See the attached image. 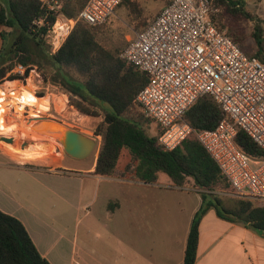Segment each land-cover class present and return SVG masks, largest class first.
I'll list each match as a JSON object with an SVG mask.
<instances>
[{
    "label": "trees",
    "instance_id": "16d2710c",
    "mask_svg": "<svg viewBox=\"0 0 264 264\" xmlns=\"http://www.w3.org/2000/svg\"><path fill=\"white\" fill-rule=\"evenodd\" d=\"M123 1L128 5L134 2ZM215 1L224 6L221 28L227 26V15L230 25L226 28L240 48L250 56L264 59V39L257 25L254 31L256 50L247 53L240 45L243 42V27L239 21L242 18L255 19L245 8L243 0ZM86 2L65 0L61 12L69 18H77ZM57 14L49 10L43 0L0 1V24L13 37L0 54V83L18 62L36 64L41 68L40 65L46 61L52 70L50 78L45 75L46 80L78 97L79 101H73V106L92 115L100 114L94 109L100 106L104 113L102 123L94 131L96 135L102 136L97 173L113 175L122 149L127 148L136 163V176L145 182H154L160 172L166 173L178 186L187 184L188 178H192L194 185L202 189V205L187 235L183 264L196 263L200 222L211 208L223 219L264 232V205H257L249 198L227 202L214 192L219 184L230 190V183L195 136H189L173 150H165L158 144L157 134L148 133L143 121L149 119L144 115L141 119L130 116L135 106L134 99L147 84L148 76L137 66L127 64L119 56V51L99 42L97 35L104 24L90 26L85 20L79 19L55 53L45 49L47 28L55 22ZM41 18H44V23L39 25L37 22ZM5 35L6 32H3ZM84 102L88 106L83 105ZM220 108L210 95L205 94L189 109L185 119L198 130L211 129L225 117ZM237 142L251 155L262 154L261 148L243 129L239 130ZM0 264H52L40 253L22 221L1 209Z\"/></svg>",
    "mask_w": 264,
    "mask_h": 264
},
{
    "label": "built area",
    "instance_id": "2783aa9c",
    "mask_svg": "<svg viewBox=\"0 0 264 264\" xmlns=\"http://www.w3.org/2000/svg\"><path fill=\"white\" fill-rule=\"evenodd\" d=\"M122 1L87 0L77 18L61 12L65 0L44 1L49 10L58 12L45 34L50 52L62 46L79 19L90 26L105 24ZM218 11L213 0H169L129 39L119 56L148 76L134 102L155 126L158 144L173 150L195 136L229 181L232 194L264 201V59L240 48L220 27ZM37 23L43 24L44 18ZM5 30L0 24V34ZM34 74L45 88L52 85L59 89L46 80L38 65L16 63L0 83L2 122L12 113L37 107L30 100L32 96L36 103L45 100L47 95H39L33 86L26 87ZM60 91L68 98L69 92L64 88ZM205 94L220 105L225 117L214 128L198 130L185 115ZM47 103H40L38 112L49 111V99ZM240 129L261 148V155H251L241 148L237 142ZM180 188L202 190L188 183Z\"/></svg>",
    "mask_w": 264,
    "mask_h": 264
},
{
    "label": "crops",
    "instance_id": "0c3cea01",
    "mask_svg": "<svg viewBox=\"0 0 264 264\" xmlns=\"http://www.w3.org/2000/svg\"><path fill=\"white\" fill-rule=\"evenodd\" d=\"M5 32L0 54L12 36ZM97 156L57 169L25 165L0 147V209L22 221L52 264H183L201 194L163 172L154 182L139 179L127 148L113 175L96 172ZM195 261L264 264V232L211 208L200 222Z\"/></svg>",
    "mask_w": 264,
    "mask_h": 264
},
{
    "label": "rangeland",
    "instance_id": "374dc122",
    "mask_svg": "<svg viewBox=\"0 0 264 264\" xmlns=\"http://www.w3.org/2000/svg\"><path fill=\"white\" fill-rule=\"evenodd\" d=\"M133 4H127L125 1H122L121 4L117 7L115 13L111 16L109 21L105 23L98 32V40L107 48L117 50L119 52L127 45L129 39L134 38L137 32L141 31L150 21H152L162 10V8L168 4L169 0H133ZM245 8L250 11L255 19H244L239 21V24L243 27V42L240 44L241 47L247 53H253L257 46L254 39L255 25L259 27V33L264 39V0H243ZM214 7H218V20L221 22L220 27L223 22L221 18V13L224 10V6H220L213 0ZM231 18V17H230ZM225 23L227 26L230 25V19L228 16H225ZM226 26V27H227ZM223 28L228 31L227 28ZM13 37L9 40L8 45L12 42ZM7 45V46H8ZM45 49L49 51L48 43L44 45ZM264 56V55H263ZM40 69L43 75H48L51 77V68L46 61H43V64L40 65ZM77 77L76 75H74ZM45 77V76H44ZM49 80V79H48ZM34 89H36L39 95H47L45 100H38V105L40 103L48 104V99L50 100V110L47 112L40 111V107L37 105L28 108V111H19V113L9 115L8 119H5L3 122L0 120V137L2 135L14 137V146L22 147L23 149H35L42 150L41 155H36V157H23L21 153H18L11 150L10 146L7 143H2L0 141V147L11 154V156L18 162L23 163L28 166H40V167H55L58 169V165L61 162L70 161L72 158L67 155L63 145L57 140L50 138L44 135L33 134L29 128L30 122L34 120L31 117L32 112H38L43 117H47L49 120H58L63 124L75 128L89 136H97L94 132L98 125L103 121V111L100 109V106L95 107L99 111V115L86 114L77 109L76 106H73V101H79V98L70 94L69 98L64 96L60 89L61 87L56 88L52 85L49 87H44L43 82H39L37 76L34 74L33 79L30 82ZM54 84V83H53ZM68 99V100H67ZM40 102V103H39ZM83 105L88 106L87 103ZM133 111L130 116L134 118L141 119L143 116L141 108L135 104L133 106ZM93 109V108H92ZM99 119H102L99 120ZM36 121V120H35ZM148 133L155 135V126L151 121H143ZM5 125V126H4ZM4 126V127H3ZM3 130V131H2ZM31 132V133H30ZM35 135L37 137L31 138ZM99 143L94 150V152L88 156L90 159L94 158L99 153V148L102 141V136L99 135ZM1 139V138H0ZM31 139H36L37 145L31 146L29 143L24 144L26 141H31ZM10 143V142H9ZM12 144V143H11ZM8 146V147H7ZM46 148L47 150L43 149ZM189 187H192L191 185ZM214 192L224 198L227 202H237L240 200L239 197L230 192L228 187L225 185H217L214 188ZM201 194V192H196ZM257 205H264V201L259 199H252Z\"/></svg>",
    "mask_w": 264,
    "mask_h": 264
},
{
    "label": "water",
    "instance_id": "95a60500",
    "mask_svg": "<svg viewBox=\"0 0 264 264\" xmlns=\"http://www.w3.org/2000/svg\"><path fill=\"white\" fill-rule=\"evenodd\" d=\"M47 117H36L33 128L41 135L55 138L59 141L69 157L82 160L90 156L96 149L99 139L89 136L75 128L69 127L58 120H48ZM1 139L13 143L14 137L2 135ZM26 141L24 144H27Z\"/></svg>",
    "mask_w": 264,
    "mask_h": 264
},
{
    "label": "bare ground",
    "instance_id": "6f19581e",
    "mask_svg": "<svg viewBox=\"0 0 264 264\" xmlns=\"http://www.w3.org/2000/svg\"><path fill=\"white\" fill-rule=\"evenodd\" d=\"M28 89L29 88H31L32 87V84H29V85H27L26 86ZM35 98L36 97H34V96H32L31 98H30V100L33 102V104H38V103H36V100H35ZM42 107V110H47L48 108L47 107H45V106H41ZM31 117H33V118H36V117H43L41 114H39L38 112H32L31 113ZM36 121L35 120H32L31 122H30V125H29V128L31 129V131H32V133L33 134H36V135H41L40 133H38L34 128H33V125H34V123H35ZM5 126V125H4ZM3 126V127H4ZM3 131V130H2ZM31 133V132H30ZM32 134V136L30 135V137L32 138H35V137H37V136H35V135H33ZM50 138H52V137H50ZM53 139H55V138H53ZM31 140H33V142H31V141H28V143L31 145V146H35V145H37V140L36 139H31ZM56 140V139H55ZM0 141H2V143H7L9 146H10V148H11V150L13 149L14 151H16V152H18V153H21L22 154V156L23 157H32V158H34V157H36V155H41L43 152H42V150H35V149H23L22 147H17V146H14V142L11 144V143H9V142H7V141H5V140H3V139H0ZM59 142V141H58ZM8 147V146H7ZM36 147V146H35ZM43 149H45V150H47L46 148H44L43 147Z\"/></svg>",
    "mask_w": 264,
    "mask_h": 264
}]
</instances>
